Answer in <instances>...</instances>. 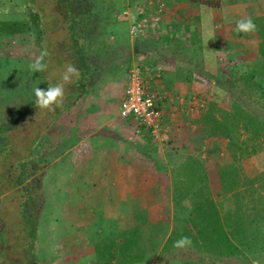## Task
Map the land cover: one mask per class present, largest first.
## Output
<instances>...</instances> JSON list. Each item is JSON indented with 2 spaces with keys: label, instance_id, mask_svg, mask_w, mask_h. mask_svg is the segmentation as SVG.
I'll use <instances>...</instances> for the list:
<instances>
[{
  "label": "rangeland",
  "instance_id": "obj_1",
  "mask_svg": "<svg viewBox=\"0 0 264 264\" xmlns=\"http://www.w3.org/2000/svg\"><path fill=\"white\" fill-rule=\"evenodd\" d=\"M26 1L32 4L31 23L22 33H10L6 23L19 21L20 18L10 19L2 15L3 11L7 9L4 12L7 15H25L26 12L18 8L23 0H0V264H29L31 245L34 253L32 264H98V258L105 251L108 253V246L115 247L117 245L114 244L120 242V233L126 228L125 221L136 210L116 212L97 209L99 205L116 206L111 193L114 190L105 185L108 178L93 180L87 175L92 172L96 174L99 168L104 172L103 163L97 159V151L108 147L109 142L100 144L99 135L90 140L96 152L94 158L84 166L74 168V160L65 152L79 143V129L71 128L73 130L69 133V127L73 126L70 121L57 131L55 127V132L51 128L70 110H64L65 104L73 102V99H77L75 105H84L91 100L98 105L101 100L109 110L117 108L125 94L130 67L134 62H151L147 52L153 47L155 49L157 40L161 42L165 35L162 30L148 38L149 41H133L130 38V21L122 14L133 3L127 0H98L103 14L112 22L109 38L113 42L106 48L110 49L114 59L97 78L99 81L102 79L103 84L95 85L93 92L87 89L89 86H85L89 92L73 97L71 92L77 80V77H73V83L65 85V99L61 106L53 105L52 109L38 111L34 105V88L47 89L61 82L63 73L73 64L66 52L69 26L63 22L59 0ZM261 4L264 5V0ZM84 28H88L87 33L90 34L91 28ZM84 35L87 36L86 33ZM178 41L181 43L175 44L184 49L183 40ZM134 48H138L143 57L138 56ZM45 49L48 52L44 60L47 69L33 73L28 66ZM258 54L260 57V52ZM195 58L194 55L191 60L194 62ZM257 59L254 60L255 64L242 63L237 66L236 63L234 67H218L219 70L215 72L204 70L206 68L194 63L179 69L182 75L188 72L192 77L197 75L201 90L196 94H200L198 99L205 100L206 105L199 112L190 110L189 114L185 113L193 124L190 130L193 137L188 141L191 145L187 146V150L178 145L175 139L153 142L156 172H151L147 164L141 163L139 166L146 173H141L138 179L134 177L124 181L126 198H134L136 195L132 191L139 190V205L150 204L154 209L147 212V220L140 223V227L137 225L138 230L133 234L135 241H140V246H135L133 252L143 253L146 258L132 261L128 257H117L112 264H186V261L214 264L215 257L191 245L163 250L177 222L174 183L182 177L180 166L190 157H199L209 177L204 193L220 210L227 191L239 188L246 177L256 176L258 156L241 157L238 152L240 157L234 159L230 145L232 139L211 134L209 127L206 130L203 128L200 118L217 92L221 107H227L233 95L238 94L246 108L264 116V100L257 91L250 95L245 94L249 90L229 89V74L247 73L256 65ZM190 93L185 94L190 96ZM85 145H80L78 152ZM233 168L237 170L236 174H232ZM157 171L163 172L159 174ZM170 187L172 196L167 195ZM132 204L137 205L131 201L127 207L130 208ZM183 205L189 206L190 200ZM26 216L29 219H25ZM178 216L180 224L181 219L187 218V212L179 210ZM132 225L130 220L127 227ZM216 264H264V238L248 244L242 255L219 259Z\"/></svg>",
  "mask_w": 264,
  "mask_h": 264
},
{
  "label": "trees",
  "instance_id": "obj_2",
  "mask_svg": "<svg viewBox=\"0 0 264 264\" xmlns=\"http://www.w3.org/2000/svg\"><path fill=\"white\" fill-rule=\"evenodd\" d=\"M213 4L217 6L219 2L215 0ZM58 5L62 7L63 22L69 26V43L66 52L72 65L79 72L71 95L74 94L75 97L83 92H93L95 85L103 84L102 79L100 81L97 79L101 70L113 62L112 58L114 59L110 49L106 48L113 42L109 38L112 22L103 14L98 0H59ZM24 8L26 14L29 13L26 19L6 23L10 33H22L28 29L31 23L29 18L33 17L32 14L30 15L32 4L27 2ZM102 18L106 20L105 23ZM256 25L263 38L256 65L244 74L231 72L228 80L230 90L240 89L242 92L249 90L245 94L250 95L257 91L264 100V17H261ZM87 26L91 28L90 34L87 33L88 28H84ZM85 33L87 36L84 35ZM103 36L105 38L102 40ZM85 86H89L87 88L89 91L84 88ZM218 97L217 92L200 118L203 128L206 130L209 127L208 131L217 137L231 138L230 145L233 147L234 159L240 157L238 152L241 153V157L258 156L259 167L256 176L246 177L239 188L227 191L228 195L219 210L204 193L209 177L203 162L199 157L188 158L179 168L182 173L181 179L174 183L173 198L177 210L175 213L177 222L163 247V250L176 248L174 242L182 236H188L192 240L191 246L215 257L214 264L225 257L242 255L248 244L264 238V116L246 108L238 94L233 95L227 107L220 106L221 101ZM75 100L68 101L64 110L71 109L76 103ZM233 173H237L235 168L232 170ZM189 200L190 205L184 206L183 203ZM136 206L138 208L140 205ZM179 210L187 212V218L181 219L183 221L180 224H178ZM147 212L144 209L133 212L130 219L125 221L126 228L120 233V242L114 244L117 245L115 247L108 246V253L105 251L98 258V264H112L117 257H128V260L130 258L132 261L146 258L143 253L133 252L135 246H140V241H135L133 234L137 225L147 220ZM25 219L29 218L26 216ZM130 220L134 225L127 227ZM33 255L31 245L29 264L33 263ZM186 264L194 263L186 261Z\"/></svg>",
  "mask_w": 264,
  "mask_h": 264
},
{
  "label": "crops",
  "instance_id": "obj_3",
  "mask_svg": "<svg viewBox=\"0 0 264 264\" xmlns=\"http://www.w3.org/2000/svg\"><path fill=\"white\" fill-rule=\"evenodd\" d=\"M127 1L134 4L142 0ZM213 1L166 0L168 11L162 29L165 36L161 42L157 40L158 45L155 49L153 47L147 52V57H149L151 62L144 64L145 66L161 65L163 67L162 77L152 80L151 83L154 87L158 86L156 88L168 93L164 108L165 123L170 130V139H175L177 144L184 146L186 150L187 146L191 145L188 141L193 137L190 131L193 124L188 121L189 118L185 116V113L189 114L192 98H198L197 96L200 94L196 93L201 88L200 81L196 78L197 75L192 77V74H189L190 72L182 75L179 69L181 67H189L194 63L206 68L204 70L215 72L218 67L219 69L227 65L228 67H234L236 63H238L237 66L242 65V63L255 64L256 61L254 60L258 58L260 45L263 40L261 32L257 28L254 32L248 33L235 31L236 21L244 17H252L254 22L258 24L259 19L264 17V5L261 4L263 0H216L219 2L217 6L213 4ZM26 3L27 1L23 0L22 4H20L21 6L18 7L21 12H25L23 5ZM2 15L10 19L18 17L26 19V13L25 15H22V13L21 15H7L3 12ZM205 15L210 16L207 28L202 23ZM208 30H211L212 34L210 40L207 36ZM130 38L136 41L131 34V28ZM177 38L183 40L184 49L181 46L179 47V44H175L181 43ZM137 54L138 56L144 55L138 50ZM206 54L214 56L215 63L209 62L206 59ZM194 55L196 58L193 62L191 58ZM219 61L222 62L219 63ZM154 82L155 84L157 83L156 86ZM181 85L182 87L180 88ZM185 93H190L191 95L187 96ZM122 99L118 107L112 108V110H109L107 104L101 100L98 105L93 103L92 100L90 103L85 102L87 104L84 105H75L63 114L51 129L55 132V127L57 131L61 125H66L69 121L73 125L69 127V133L75 127L79 129V143L65 152L69 153L74 160V168L84 166V164L90 162L92 157L94 158L96 152L93 151L91 143H89L90 140L99 135L100 144L109 142L106 145L108 147L99 148L98 150L101 151H97V159L103 163L104 172H101L99 168L96 174L92 172L87 175L93 180L108 178L105 185L114 190L111 193L114 195L113 200L116 206L100 207L99 205L97 209L116 212H121L123 209H129V211L137 209L152 211L154 206H149L150 204L138 206V208L134 204L130 208L127 207L131 201L137 204L140 203L138 199L140 191H132L136 196L134 198L130 197V199L126 198L124 181L134 177L138 179L141 177V173H146V170H141L139 166L141 163L147 164L152 170L151 172L153 170L154 173L156 172L157 164L153 153V142L156 141H153L145 134H137L134 121L125 119L120 115ZM80 145L85 146L78 152L77 149ZM157 146L159 148L162 147ZM157 172L161 174L163 171ZM97 184L101 185L100 183ZM167 195L172 196V187H170ZM103 202L107 204L106 200ZM118 216L120 215L118 214ZM71 236L74 237V234L71 233Z\"/></svg>",
  "mask_w": 264,
  "mask_h": 264
},
{
  "label": "built area",
  "instance_id": "obj_4",
  "mask_svg": "<svg viewBox=\"0 0 264 264\" xmlns=\"http://www.w3.org/2000/svg\"><path fill=\"white\" fill-rule=\"evenodd\" d=\"M167 11L166 0H142L128 6L122 14L130 21L133 38L143 40L162 31ZM162 75L161 65L145 66L134 62L128 71L120 115L134 121L137 134H145L153 141L163 143L171 140L164 108L168 93L151 83ZM205 105V100L193 97L190 110L199 112Z\"/></svg>",
  "mask_w": 264,
  "mask_h": 264
},
{
  "label": "clouds",
  "instance_id": "obj_5",
  "mask_svg": "<svg viewBox=\"0 0 264 264\" xmlns=\"http://www.w3.org/2000/svg\"><path fill=\"white\" fill-rule=\"evenodd\" d=\"M210 16L205 15L202 23L207 28ZM257 28L256 23L252 17H244L236 21L235 31L237 32H254ZM207 36L209 40L212 38L211 30L207 31ZM48 56L47 50H42L40 56L36 58L32 63L29 64V69L33 73L43 72L47 69V64L44 62L45 57ZM206 59L215 63V57L206 54ZM79 72L74 65H69L66 71L63 73L61 82H58L54 86H48L47 89H42L40 87L34 88V105L39 110L42 109H52L53 105L57 107L61 106L65 99V85L73 83V77H78ZM192 244V240L188 236H182L174 242V247L185 248Z\"/></svg>",
  "mask_w": 264,
  "mask_h": 264
}]
</instances>
